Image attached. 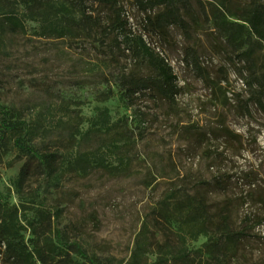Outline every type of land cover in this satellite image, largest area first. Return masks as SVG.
<instances>
[{
    "label": "rangeland",
    "instance_id": "rangeland-1",
    "mask_svg": "<svg viewBox=\"0 0 264 264\" xmlns=\"http://www.w3.org/2000/svg\"><path fill=\"white\" fill-rule=\"evenodd\" d=\"M120 1L134 34L172 66L180 88L174 101L141 96L129 107L118 90L104 100L124 73L148 74L128 51L110 55L90 41L41 38L33 21L0 39L1 102L41 126L38 145L90 153L107 165L68 174L59 189L41 188L43 203L63 209L61 228L79 225L85 244L99 256L126 262L144 223L159 235L156 213L174 189L199 190L212 204L226 206L233 230L245 234L241 257L264 264V96L250 85V65L239 55L255 47L251 67L256 64L261 75L264 44L246 25L240 46L214 19L221 10L225 17L242 15L264 0H182L187 27L173 26L165 37L145 28L137 0ZM100 109L111 116L110 130H90L89 119ZM77 130L83 136L75 140ZM23 164L13 149L3 156L2 202L20 203L16 183ZM206 242L200 236L188 243L195 264H215L197 252Z\"/></svg>",
    "mask_w": 264,
    "mask_h": 264
},
{
    "label": "trees",
    "instance_id": "trees-1",
    "mask_svg": "<svg viewBox=\"0 0 264 264\" xmlns=\"http://www.w3.org/2000/svg\"><path fill=\"white\" fill-rule=\"evenodd\" d=\"M136 5L146 14L145 28L157 35L165 37L173 26L187 27L182 0H137ZM155 9L162 11L151 15ZM224 13L221 10L214 19L223 24L232 41L243 46L248 25L249 33L264 44L263 5L255 4L242 15L225 17ZM26 21L39 24L41 38L65 39L71 44L90 41L97 52L115 55L128 51L135 63L146 65L148 74L144 76L124 73L115 80L114 91L110 89L104 100L118 90L122 100L133 107L141 96L174 101L180 91L172 66L142 35L134 34L120 0H0V39L8 32L24 31ZM249 48L239 55L250 65V85L264 96V72L257 76L256 64L251 67L256 49ZM89 121L90 130L112 128L107 109H100ZM39 136V124L27 121L20 110L0 100V162L12 149L24 160L16 183L20 203L9 205L0 200V257L4 264H195L188 243L200 236L207 242L197 252L215 264H248L239 254L245 234L233 230L229 209L212 204L206 193H190L183 186L174 189L156 213L159 235L149 233L146 222L126 262L99 256L85 244L79 225L61 228L59 219L64 210L46 206L40 191L43 187L61 188L68 174L86 175L107 165L90 153H66L38 145ZM78 136L83 134L77 130L73 137L77 140ZM27 211H33V217ZM150 255L156 256L154 262Z\"/></svg>",
    "mask_w": 264,
    "mask_h": 264
}]
</instances>
